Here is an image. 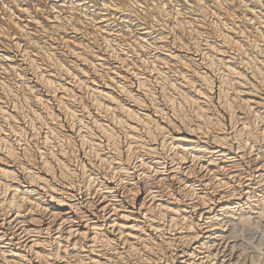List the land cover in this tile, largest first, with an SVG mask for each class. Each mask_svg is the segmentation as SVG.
<instances>
[{"label": "bare ground", "instance_id": "1", "mask_svg": "<svg viewBox=\"0 0 264 264\" xmlns=\"http://www.w3.org/2000/svg\"><path fill=\"white\" fill-rule=\"evenodd\" d=\"M21 1H23V2H21ZM229 1H231V0H0V42H4L6 40V36L8 37V35H7L8 33L6 32V29L8 27L7 28L3 27L1 19L2 20L5 19L6 24L18 33H23L26 35L31 30L37 31L36 29H41V30H44L45 32L50 31V32L55 33V35L57 34L63 41H65V44L67 42L69 45L70 44L74 45L75 49H82L84 51L85 50L91 51V49L93 47H95L96 45H98V48H99L100 39L98 37H101L102 39H104L106 44H109L108 45L109 48H110V44L115 45V47L117 45V47L120 48L119 49L120 54L127 52V51L123 52V50H126L127 48L132 49V51L133 50H137V51L140 50V51H146V52L147 51L149 52L152 50H155L153 52L158 51V52H160V55H162L164 59H167L168 61H170L169 65L173 66V64H171V62H175V63L178 62V64L181 65L183 69H185L189 73H191V76L195 77L196 81L198 82V83H195L196 82V81H194L195 79L192 81V80H190L191 78L189 79L186 76H183V74L181 75V72H182V70H181V72L179 73V75L181 76L180 80L181 79L184 81L188 80L187 81L188 83L187 82L186 83L189 84L187 89H185V88H183L184 86L182 87V85L178 81H176V79L175 80L166 79L165 76H167V75H164V73H162V70H160V69H162L160 64H161V62L163 63V58L161 59V57H160V58H158L159 60H157V61L162 60L159 64L160 66L158 65L160 67V69L159 68L157 69L156 67H154L155 66L154 63H156L157 61H154L153 64H151L152 62H150L151 67L153 66V68H155V70H154L150 67L154 71V73L156 74L154 76H156V78L161 79V84H159L160 86H162V87H160L161 88V94H162L161 96L163 97V100L171 106L169 108L171 110V113H169L170 115H168V113H167L168 111L167 112L164 111V109L160 108L156 104L157 101L153 100L155 97L154 95L156 94V93L153 94V91L155 92V90L152 91L148 87V84H146V82L143 81V79H141V81H140V89H141L144 96L149 97L148 99H150L151 105L148 104V106H150V109L142 107V104H144V102L141 103V100H140L141 98L139 96L140 94H138L137 92H134V90L132 88L127 87L128 84H127V86H124L126 84H124V85L119 84V83L117 84L116 83L117 81L115 82L114 79L113 80L110 79V80H112L111 82L116 85L115 88H117L118 92L121 91L122 94L126 97L125 100H127V102H125L123 99L118 98L119 97V96H117L118 94L117 95H115L116 93L114 94V92H115V91L113 92L114 89L112 90V87H110V85H108V83L106 85H105L104 81H103L104 83L102 82V84H101V82H100V84L94 83V81H92L93 83L91 82L92 84L90 83L91 84L90 88H91L92 92H89V93L90 94L93 93L94 96L92 94L91 95L93 97H95L94 99L97 100L96 102L94 100L92 101L93 103L95 102L94 105H99V106L104 105L103 108H105V106H106V108H108L109 106L112 105L113 106L112 108L114 110H115V108L118 110V114L116 113L117 115H115L113 118L109 119L108 122H106V121L101 122L99 119H97L93 116L95 119L99 120V121H97V120H94L92 118L95 122L92 124L95 126V130H97L98 135H100L101 138H99L98 141H95L94 136L93 137L90 136V135H93V133H92L93 131H91V134L88 135V136L92 137L91 140H89L90 141L89 143L91 145L88 146L90 150L87 149L88 151L85 150V152H84L83 146L85 144H80V141L78 140L79 141V152H80V149H83L82 152L84 153V155H82L83 158L82 159L80 158L81 160L79 159L80 161H78L75 166L79 167V169H82L83 172L87 171L86 172L87 178H84V179H86V182H82V183H85V185H86L85 190H87L88 193L86 194L85 198L82 197L83 199H81V197H79L80 192L77 191L79 189V187L77 190L75 189V188H77V187H75V184L77 183V182L75 183L76 178H77L76 175L79 173H76V168L72 167V166H74V165H71L72 163L70 164L69 161H70L71 157L68 156V158H69V161H68V159H66L67 155H66V153H64L68 149L65 150V148H64V150H63V148H61L60 147L61 145H60L59 146L60 149L57 148V150H52L53 149V147H52L53 145H52L51 146L52 148L50 147L51 150H50V148H48L50 151L47 149L48 152L41 153L40 160L37 163H34L35 166L33 165L34 168L32 166V168H33L32 169L31 167L28 166V164L25 161L23 164H20L21 162H19L17 160L18 155L15 154L16 150L14 152V148L12 147L11 142H9L8 139H6L5 137L0 135V143L2 144V148L4 145V149H2L3 151L0 152V154H1L0 155V264H209L210 259L213 258L212 257L213 254L210 252V247H211L212 242L216 239V237L218 236V233L220 234V232L227 229V227L230 228L229 226H231V222L235 219L238 220L239 226H241L240 231L242 233V235H240V231H239V234H237L236 236H238V235H239V237L241 236L242 238L239 240L242 243L247 242L245 245L249 246V247L243 246V248H246L247 250L249 248H251L253 250H256V249L258 250L259 241L262 239V238H259V236H262V235L260 234L258 236L259 239L253 238L254 236L252 238H249L250 237L249 235H248L249 237H247V234H248L247 232H250L249 231L250 229H247V226L250 227V225H251V227H252V224H254V226L255 225L257 226L256 227V229H257L259 226L258 224H264V59H263L264 56H263V58H260L257 56V53L259 52L260 49L257 50L256 54L253 52H252L253 54L248 53L247 47L250 46L249 42H251L254 38L255 39L257 38L259 41L261 40L260 43H262V41L264 42V0H251L254 3H258V6L260 8L257 7V4L253 5V3H251L253 6L249 7V13H247L245 16L242 14L243 15L242 17L240 15V13L238 14L240 17L235 16V14H231L232 16L234 15L232 17L231 15L230 16L229 15H221L220 11L214 12V13L212 11H210V13L212 12V14H214V17L212 16L214 19L212 21H210V23L212 22L211 23L212 28L214 27L218 31L219 37L218 36L217 37L219 39L218 38H216V39H218L220 41V43L218 45V48H219L218 52H216L217 51L216 50L215 54H212V55L210 54L211 56L209 57V61L211 63L224 66L226 71L230 75L231 74L237 75V77L233 75L237 79L232 80V78H231V77H233L232 75L230 77L231 79H229V84L231 86H233V88H234L233 89L234 91H232L233 93H231V94H233V96L235 98L239 99L238 101H240L239 102L240 107L238 106L237 108L241 109V111L240 110L239 111H240L242 116L237 117L238 118L237 121H235L236 118L234 120V116H235L234 112L233 113L231 112V111H233V110H231V109H233V108H231V107H233L232 106L233 104L231 103L232 104L231 105L230 102L229 103L227 102L229 99L227 101L225 100L226 101L225 104L221 105L224 108V109H222V107H221V109L223 110L222 113L220 111L214 110L215 108L213 109L214 111L210 110V105L213 102L215 97L220 98V96L222 97L223 95L227 96L228 93L226 92L227 91L226 89H225L226 91H223L224 89L221 88V85H222L221 81H223V80H221L220 78H219V81L221 80L220 83L219 82L217 83V85L219 84V88L216 85L217 86L216 88H218V92H216L217 90H214V84L212 82V79L208 75L209 73L206 72L205 70L204 71L201 70L202 68L201 69L199 68V66H198L199 63L197 62L198 57H197V59H195L193 57L194 52H193V54L191 53V50H190L191 48H193V47L198 48L200 46L199 40L196 39L199 36V35L197 36V34L201 33L200 34L201 36L203 34L201 32V30L199 32L198 27H200V26L197 27L196 24H193L192 22H190L191 20L187 21L188 17L186 16L187 22L184 21L185 19L183 21L186 23V25L187 24L188 25L184 26V27H187L186 30L188 29L189 34L192 35L191 36L192 39L191 40L185 39L186 37L182 36L183 33L181 34V31L179 34L177 32H176L177 34L174 33L179 28L180 23H182V20L181 21H179L180 19L177 20V18L179 17L180 14L186 13L187 15H189V14L190 15L191 14L203 15V13H205L208 10V8H211L210 7L211 3H212V5L213 4H218V5L220 4L221 5L222 3L225 4ZM244 1L246 2V0H244ZM244 1H243V3H245ZM237 3H238V1H237ZM239 4H241V3H239ZM251 4H250V6H251ZM215 6L217 7V5H215ZM248 6H249V2H248ZM223 7H224V5H223ZM220 8H221V6H220ZM245 8H247V7H245ZM209 10H211V9H209ZM217 10H219V9H217ZM225 10L227 11V9H225ZM213 11H215V10H213ZM221 11H222V8H221ZM229 11H231V9H229ZM223 12H224V10H223ZM231 13H232V11H231ZM23 14H27L29 19L26 20L24 18L26 16H24ZM190 18H192V17H190ZM201 18H200V20H201V22H203L202 21L203 19H201ZM193 19H194V17H193ZM197 19H199V17ZM204 20H206V19H204ZM209 20H210V18H209ZM205 23H206L205 25H207L208 22L206 21ZM197 24L199 25L201 23L198 22ZM113 25H118V26L120 25L119 26L120 29H118V30H120V32H119V35H120L119 39L120 40L118 39L119 41H117V42H113L110 38H108L109 37L108 32H110L109 29L112 28ZM205 25H204V27H205ZM201 27H202V25H201ZM207 27L209 29V26H207ZM115 28H117V27H115ZM181 28H182V26H181ZM212 28H211V30H212ZM182 29H180V30H182ZM204 29H206V28H204ZM7 30H9V29H7ZM214 31H211V32L213 33ZM11 33H12V31H11ZM112 33H114V32L112 31L110 34H112ZM207 33H208V31H207ZM32 34H33V32H32ZM41 34H43V33H41ZM116 34H118V33H116ZM116 34H112V36L116 35ZM170 34L174 35V37L172 35H171L172 38L169 37ZM189 34L186 35L187 38H189L188 37ZM25 35H23L22 37H24ZM50 35H52V34H50ZM252 35L255 37L253 39L251 38L252 40L248 41L249 36L251 37ZM10 36H12V35L10 34ZM14 36H16V34H14ZM18 36H19V34H18ZM27 36L28 35H26L25 37L27 38ZM201 36H199V37H201ZM33 37H35V36H33ZM116 37H114V39ZM210 37H211V34H210ZM44 38H45V36H44ZM52 38H54V37H52ZM207 38H209V36ZM212 38H214V37H212ZM112 39H113V37H112ZM54 40H55V38H54ZM57 40H59V38ZM215 40H213V41H215ZM11 41H9V42H11ZM18 41H19V39H18ZM30 41L31 40H29V42ZM38 41H39V39H38ZM61 41H60V43H61ZM204 41L205 42L203 43V45H206L207 47L213 46L212 43L210 44L208 42V39L204 40ZM15 42H16V40L14 41V43ZM47 42H43V43H47ZM256 42H257V40H255V41L253 40V42L251 43V44H253L252 46L255 45L256 47L257 46L259 47L260 43L257 42L258 44H256ZM17 43L18 42L15 43L16 46H17ZM22 43H23V41H22ZM34 43H35V40H34ZM8 44H10V43H8ZM8 44H7V46L9 47ZM13 44L11 43V46ZM68 44L65 47H67ZM62 45H60V46H62ZM7 46H4L5 48H3L1 46L2 48H0V65H1L0 67L3 68V72L5 69L7 71L9 70L12 72L16 71V72H18L17 75L18 74L23 75L22 73H24L23 70L25 68H23V70H22L21 63H19L14 58L15 56L12 55V53H11L13 50L10 51V49ZM51 46L54 47L56 45L51 44L50 47ZM57 46L59 48V45H57ZM235 46H238L239 48H237V49L241 50V51L238 50L239 53H241V55L242 54L244 55V57L243 56L242 57L244 58V61L247 64L245 62H243V64L245 63L246 65L245 64L244 65L246 67H247V65L250 67L251 72H249L247 70L248 67L246 69V71L251 73V75L249 74L250 76L247 75V72L245 74L242 71L241 72L237 71L235 68L237 61L234 63L230 59H228L229 58L228 55H225L227 53L226 52L227 50L232 49ZM262 46H264V44ZM41 47L39 48L38 51H40L41 49L44 48V47L43 48H41ZM65 47L63 48L64 50L66 49ZM106 47H107V45H106ZM207 47H205V49H207ZM254 47H252V48H254ZM70 48H71V46H70ZM98 48L96 49V51L98 50ZM109 48H106V49L108 50ZM36 49H37V47H36ZM72 49H74L73 46H72ZM72 49H71V51H72ZM113 49H114V47H113ZM211 49H212V47L210 48V50ZM235 49H236V47L234 48V50ZM27 50H29V49H27ZM27 50H26V52H27ZM110 50H112V47L110 48ZM219 50H221L222 53H220ZM55 51H57V50H55ZM94 51H95V49H94ZM103 51L105 52V50H103ZM115 51H117V50H115ZM202 51L206 52V54L202 52L203 54H205V58L208 57V56H206L208 54L207 51L206 50L205 51L202 50ZM23 52L24 51L22 49V52H20V54ZM31 52H32V49H31ZM48 52H49V50H48ZM113 52H114V50H113ZM139 52H138V55L136 58H138V56L140 55ZM148 52H147V54H148ZM223 52H226V53L224 54ZM228 52H230V50ZM249 52H251V50ZM260 52H259V54H260ZM33 53H35V52H33ZM39 53L41 54V52H39ZM39 53H36V54H39ZM46 53L43 55L44 56L47 55ZM93 53L94 54L89 53L90 55H88V56L86 55L87 54L86 53L85 54L86 57H83L82 56L83 53L80 54V52L74 53L76 56L74 54L73 55L76 57L77 60L78 59L81 60L85 66H88V67L92 66L91 68H93V66H95L94 68H96V65H97L96 60H97V58H99V57L96 58V56L99 54L95 55V52H93ZM127 53H124V54L126 55ZM135 53H136V51H135ZM199 53H201V52H199ZM202 53H201V56L203 57L204 55H202ZM263 53H264V51L261 52L262 55H264ZM49 54H52V53H49ZM111 54H109V55H111ZM115 54L118 56V53H115V52H114V55H111V56H115ZM197 54H198V52H197ZM23 55L21 54V56H23ZM27 55H28V57H27V59H28L29 58L28 52H27ZM35 55H33V56H35ZM53 55H51V56L53 57ZM55 55H56V53H55ZM70 55H71V52H70ZM128 55L130 56V53ZM128 55H127V57H128ZM150 55H148L147 57L149 58ZM233 55L234 54H232V56ZM241 55H240V57H241ZM49 56L50 55H48L47 57H49ZM141 56H142V58L144 57L143 55H141ZM201 56H199V57H201ZM232 56H230V57H232ZM237 56H239V55H236L235 57L237 58ZM116 57L113 60L120 58V57H117V58ZM132 57H134V56H132ZM145 57H146V55H145ZM240 57H238V58L240 59ZM40 58H38V59H40ZM44 58H46V57H44ZM57 58H59V57H57ZM142 58H139V59L142 60ZM32 59L34 61V58H32ZM48 59H50V58H48ZM51 59H54V58H51ZM121 59H122V57H121ZM150 59H152V58L150 57ZM23 60L24 59H22V61L21 60L20 61L23 62ZM28 60H26V61L28 62ZM40 60H42V59H40ZM103 60H104V58H103ZM124 60L126 61V60H128V58H126ZM124 60L122 59L121 61L124 62ZM129 60H132V59H129ZM135 60L137 61V59H135ZM55 61L53 60V61H51V63H53V65H56V64H54ZM98 61H99V59H98ZM121 61L116 60L115 62H121ZM147 61L149 62V59L148 60L146 59V61L142 60V62L144 64L148 63ZM168 61H166V62H168ZM201 61L203 62V59L200 60V62ZM38 62H39V60H38ZM45 62L47 63L46 60H45ZM130 62H132V61H130ZM130 62L127 65V68H128L127 71H129L130 66H132V67L134 66L133 65L134 63H132V65H131ZM202 62H201V64H202ZM100 63H98V64H100ZM125 63H127V62H124V67H125V71H126ZM141 63H138V64L135 63L136 64L135 67H137V65L139 66V64H141ZM157 63H159V62H157ZM42 64H41V66H42ZM62 64H64V62L61 63V65ZM165 64H164L165 66L168 65L167 63H165ZM57 65H58V62H57ZM61 65L59 66L60 68H61ZM101 65L104 66L103 64H101ZM101 65H98V66L102 67ZM117 65H119V64H117ZM147 65H149V64H147ZM35 66L32 65L33 68ZM44 66H46V65H44ZM50 66L49 67L53 69L54 66L53 67H52V65H50ZM98 66H97V68H98ZM146 66H145V68L148 69L147 67H149V66H147V67ZM240 66H241V64H240ZM39 67H40L39 65H38V67H35L36 70H38ZM64 67L66 70V66H64ZM76 67H77V65H76ZM142 67L143 66H140L141 69H142ZM173 67H175V66H173ZM207 67H208L207 68V71H208L209 66H207ZM218 67L221 68L220 66H218ZM33 68H31L32 70L30 69L31 72H33V70H34ZM54 68L56 69V66ZM74 68H75V65H74ZM109 68H111V67H109ZM163 68L166 69V67H163ZM40 69H43V68L40 67L39 70ZM44 69L46 70V68H44ZM52 69H50V70H52ZM107 69H108V67H107ZM151 69L149 71H151ZM156 69H157V71H156ZM171 69L172 68H169V71L174 72L173 71L174 69H172V70ZM176 69L177 68H175V71H176ZM213 69L214 68L212 66V68H210V70L212 71ZM80 70H77V71H80ZM97 70H99V69H97ZM118 70H119V68H118ZM132 70L134 71V69H132ZM143 70H145V69H143ZM179 70L177 69L178 72H179ZM216 70H217V68H216ZM68 71H69V69H68ZM90 71H92V70H90ZM107 71H109V69ZM107 71L105 70L106 73H107ZM211 71H209L210 74L212 73ZM6 72H5V74H6ZM53 72H54V70H53ZM83 72L84 71L82 69L81 74ZM85 72L83 74H85ZM96 72H98V71H96ZM110 72H113V70H111ZM118 72L120 74V71H118ZM130 72H132V71L130 70ZM28 73H29V71H28ZM49 73H51V72H49ZM66 73L68 74V72H66ZM66 73H63V75H65ZM134 73H133V75H134L133 80H135L136 79L135 77H137V76H135L136 73L135 74ZM25 74H27V73H25ZM32 74L34 75V72ZM44 74H46L45 71H44ZM70 74H72V73H70ZM83 74H82V76H83ZM131 74H128V76H130ZM223 74H224L223 75V79H224L225 72ZM0 75H1V73H0ZM75 75L73 74L72 78H74ZM101 75H99V79H101V77H100ZM170 75H172V74H170ZM176 75H174V77H176ZM218 75H220V74H218ZM35 76L37 77V75H35ZM38 76H40L39 78H41L43 75L41 76L38 73ZM59 76H60V74H59ZM103 76H105V75H102V78H103ZM120 76H122V75H120ZM120 76H119V78H120ZM123 76H126V75L123 74ZM182 76H183V78H182ZM215 76L217 78V75H215ZM20 77H22V76H19V78ZM36 77L34 79H37ZM53 77H55V76H53ZM62 77H64V76H61V78ZM75 77H77V75ZM79 77H81V75ZM86 77H87V75H86ZM107 77L111 78V76H107ZM138 77L140 78L141 76L139 75ZM178 77H177V79H178ZM17 78H15V80ZM45 78L44 79L42 78V81L43 82L45 81V83L47 85L54 86L55 91H56V88H58V89H60L59 92H61V90H62V91H65V92H63V94L64 93L66 94L67 91L71 92L73 90L72 86H70L68 84L69 81L68 82H58V81L56 82L54 80L53 81L50 80L51 77L50 78L48 77L49 79L48 78L45 79ZM112 78H114V77H112ZM122 78L125 79L124 77H122ZM227 78H228V76H227ZM25 79H26V77H25ZM52 79H54V78H52ZM76 79H78V78H76ZM82 79H80V80H82ZM93 79H90V81ZM12 80H14V79H12ZM20 80H22V78ZM65 80H67V78H65ZM80 80H78V81L81 83ZM127 80H130V78H128ZM148 80H146V81H148ZM225 80H227V79H224V81ZM2 81L3 80H1V82ZM8 81L6 83H8ZM27 81H29V80H27ZM88 81H89V79H88ZM97 81H99V80H96V82ZM13 82H15V81H13ZM16 82H18V81H16ZM106 82H108V80ZM118 82H119V80H118ZM122 82H124V81H122ZM125 82H126V80H125ZM129 82H131V81H129ZM135 82H137V80ZM4 83L5 82H3V85H5ZM39 83H42V82L39 81ZM80 83H77V86H79L78 84H80ZM225 83H228V81L227 82L225 81ZM14 84H16V83H14ZM25 84H24V86L27 89L30 88V90H33V89L35 90L34 85L26 84L27 85L26 86ZM46 84H45V86H46ZM70 84H72V83H70ZM84 84H85V80L83 82V85ZM86 84H87V82H86ZM109 84H110V82H109ZM130 84L133 85L132 83H130ZM18 85H19V83H18ZM21 85H23V84H21ZM37 85H38V83H37ZM40 85H38V86H40ZM42 85H43V83H42ZM156 85H158V84H156ZM186 85H185V87H186ZM15 86H17V85H15ZM74 86H76V85H74ZM2 87L0 86V88H2ZM5 87H6V85H5ZM9 87L11 88V85L7 87L8 90H9ZM138 87L139 86H137L136 89H139ZM19 88L21 89L20 85H19ZM39 88H37V89H39ZM43 88H45V87H43ZM43 88H42V90H43ZM51 88H53V87H51ZM83 88H84V86H83ZM90 88H89V90H90ZM17 89H18V87H17ZM37 89L35 91L36 93H37ZM78 89H80V88H78ZM231 89H230V91H231ZM5 90L6 89L4 88V92H5ZM10 90L15 91L16 88H14V89L12 88ZM10 90H9V92H10ZM46 90H47V86H46ZM50 90H52V89H50ZM33 91H30V92H33ZM30 92L26 94L27 98H28V94H30ZM38 92H39V90H38ZM48 92L46 91L45 93H48ZM173 92L175 94H177V97L175 95H173L174 94ZM6 93H8V92H6ZM83 93H85V92H83ZM31 94H33V93H31ZM75 94H77V93L75 92ZM13 95L16 96V94H12V96ZM54 95H55V92H54L53 96ZM56 95H57V91H56ZM69 95L72 96V94H69ZM83 95L81 94V97ZM39 96H40V94H39ZM58 96L60 97V95H58ZM157 96H158V94H157ZM233 96H231V98L234 101L235 99L233 98ZM51 97H52V95H51ZM61 97H62V95H61ZM63 97H62V99H63ZM93 97H92V99H93ZM228 97H226V98H228ZM1 98H4V97L2 96ZM6 98H7V96H6ZM23 98L26 101H28L25 98V95ZM34 98H36V97H34ZM49 98L48 97L44 98L42 95L40 97H37V101H41V102L46 101L47 102L49 100ZM64 98H66L65 100H68V96H65ZM86 98L87 97H85V99ZM223 98L225 99V97H223ZM79 99L82 100V98H80V97H79ZM9 100H11V99H9ZM81 100L79 101V103L81 102ZM86 100H88V99H86ZM159 100L160 99H158V101ZM183 100L187 101L190 104V106L193 107L192 113L189 112L190 114H188V113L183 112L184 111L183 109H185V108L182 109L180 106L181 101L184 102ZM223 100H216L215 99V101H223ZM58 101L60 102L61 100L58 99ZM41 102H40V105L42 104ZM85 102L86 101H84V103ZM11 103L13 106L15 105L12 101H11ZM54 103H56V102H54ZM69 103H71V102H69ZM146 103H147V101H146ZM161 103H162V99H161ZM167 103H165V104H167ZM222 103L223 102H221V104ZM26 104H27V102H26ZM30 104H32V103H30ZM61 104H60V108H61ZM81 104H82V102H81ZM88 104H92V103L89 102ZM109 104H111V105H109ZM185 104H186V102H185ZM64 105L62 104L63 107H64ZM144 105L146 106V104H144ZM18 106H19V104H18ZM45 106H47V105H45ZM49 106H52V105H49ZM74 106H76V105H74ZM92 106H93V104H92ZM57 107L58 106L56 104V108ZM98 107L96 106V107H94V109L95 108L98 109ZM20 108H22V107H19L18 111H20ZM50 108L48 110H50ZM64 108H66V107H64ZM70 108H72V107L70 106ZM85 108H86V106H85ZM112 108L111 109L109 108V109L112 110ZM54 109H55V107H54ZM57 109L59 110V107ZM87 109H89V108H87ZM1 110H2V108H0V111ZM4 110L5 109H3V111ZM65 110L67 111L68 109L66 108ZM83 111L84 110H82V113H83ZM234 111L236 113V111H238V110L234 109ZM5 112H6V110H5ZM15 112H17V111H15ZM30 112H31V116L35 114L34 112H33L34 113L33 114L32 111H30ZM38 112L40 113L39 110L37 111V114H38ZM61 112H64V111H61ZM74 112H75V109H74ZM114 112L113 113L110 112V113L115 114ZM1 113H2V111H1ZM41 113H43V112H41ZM46 113H48V112H46ZM50 113H52V112H50ZM69 113L70 112H68V115L70 116L71 113L70 114ZM108 113H109V111H108ZM2 114H4L5 116L8 115L9 117L12 115V114L10 115L9 113L8 114L2 113ZM22 114L26 115L25 112ZM72 114H74V113H72ZM89 114H91V113H89ZM95 114L100 115V113H95ZM105 114H107V111ZM99 115H98V117H99ZM227 115H229L228 116L229 118L226 117ZM232 115H234V116H232ZM26 116H24L23 119ZM38 116L40 118L39 114H38ZM74 116H76V115H74ZM89 116H91V115H89ZM13 117H14V115H13ZM13 117L11 116V118H13ZM36 117H37V115H36ZM57 117H59V116H57ZM72 117L70 116V119ZM109 117H110V115H109ZM33 118H35V117H33ZM64 118H65V116H64ZM6 119L7 118H5V121H6ZM26 119H28V118H26ZM29 119H30V117H29ZM36 119L37 118H35V121H36ZM51 119H53V118H51ZM66 119H68V118H66ZM30 120H28V121H30ZM40 120H41V118H40ZM71 120H69V122ZM77 120H78V122H81V123L84 122V121L83 122L79 121L78 118H77ZM93 120H92V122H93ZM3 121H4V119H3ZM16 121L17 120H15V122ZM37 121H38V119H37ZM53 121L55 122V119H53L51 123H54ZM225 121H228V124H226ZM11 122H12V120H11ZM42 122L44 123L45 121H41V123ZM49 122H50V120H49ZM29 123H31V121ZM36 123H38V122H36ZM47 123H46V126H47ZM74 123L75 122L70 123V125L73 124V126H74ZM11 124H13V123H11ZM25 124H27V123H25ZM61 124H62V122H61ZM37 125H39V124H37ZM41 125H39V126H41ZM55 125L50 126V127H54ZM57 125H58V127L60 126L59 122ZM77 125H79V124H77ZM7 126H10V125H7ZM24 126H26V125H24ZM43 126H44V124H43ZM62 126H60V127L62 128ZM90 126H88V127H90ZM20 127H21V125H20ZM33 127L31 125L30 129H34ZM47 127H46V129H47ZM79 127H81V126H79ZM83 127H86L85 124L83 125ZM88 127H86L87 130L93 129V127H92V129L91 128L88 129ZM39 128L40 127H38V129ZM41 128H42V126H41ZM139 128H141V130H143L145 132L144 135H146V138H148L146 140H148V141H141L139 138L136 140V141H138V140L140 141V142L138 141L139 144L134 143L135 145H132V143H133L132 138H135V137L137 138V136H135V135H136L137 130ZM36 129H37V127H36ZM43 129H44V127H43ZM80 129H82V128H79L78 130H80ZM10 130L16 132L17 135H21L22 133L25 132V131H22V130H24V129H22V127L20 129L19 126L16 127V126H14V124L12 125V129H10ZM48 130H50V129L48 128ZM54 130L55 129L50 130V133L52 134L53 132H51V131H54ZM31 131H35V129L31 130ZM55 131H56V133L57 132L59 133L58 130H55ZM67 131H68L67 132L68 136H71L72 133H74L72 130V127L69 128ZM117 131L123 132L124 136L126 135L128 138H131L132 140L129 141L126 145H122L120 143L121 141L119 142V140H118L119 135L117 134L118 133ZM1 132H3V129ZM38 132H40V131H38ZM78 132L79 131H77V134H78ZM80 132H81V130H80ZM82 132H86V131L83 130ZM141 132H139V133H141ZM13 133H11V134H13ZM26 133L23 134L25 137H27ZM44 133H46V131ZM44 133H43V135H44ZM94 133H96V132H94ZM2 134L6 135L5 131ZM16 134H13V136ZM31 134H33V133H31ZM47 134H48V132H47ZM47 134H46V137H47ZM53 134L55 135V133H53ZM36 135H38V134H36ZM36 135L33 134V136H36ZM75 135H76V133H75ZM78 135L79 136L82 135V137H83V133L81 135L80 134H78ZM85 135H87V133ZM85 135H84V138H81V139L82 140L84 139L86 141L89 138H85ZM96 135H97V133H96ZM24 136H21V137H24ZM33 136L31 135L32 138H33ZM55 136L58 137V135H55ZM21 137L19 136L18 138L20 139ZM62 138H64V137H62ZM69 138L70 137H68V140H69ZM72 138H70L69 141H71ZM121 138H122V136H121ZM45 139H44L45 141L49 140L48 137ZM51 139H53V138H50V140ZM56 139H58V138H56ZM23 140H25V138H23ZM50 140L47 142L48 143L52 142ZM60 140H62V139L60 138L59 141ZM26 141H28V140H26ZM66 141H67V139H66ZM12 142H14V140ZM17 142H19V141H17ZM17 142H16V144H17ZM33 142H35V141H33ZM41 142H44V141H41ZM47 142L46 143L44 142L45 145L48 144ZM134 142H135V140H134ZM21 143L22 142L20 139L19 144H21ZM67 143L68 142H66V145H67ZM81 143H83V141ZM35 144H36V142H35ZM43 144H42V146H44ZM61 144H63V143H61ZM68 144H71V143H68ZM50 145H51V143H50ZM55 145H57V144H55ZM58 145H59V143H58ZM63 145H65V144H63ZM81 145H83V146H81ZM86 145H87V142H86ZM18 146L19 145H17V147ZM23 146H26V145H23ZM80 146L83 148H81ZM68 148H70V147H68ZM105 149H107V150L105 151ZM168 149L172 150V151H170L172 153H166L165 151L166 150L168 151ZM44 150H45V148H44ZM36 151H37V149H36ZM35 153H37V152H35ZM70 153H72V151ZM39 154H37V155H39ZM75 154L78 155L77 152ZM20 155L23 156V153ZM24 157L26 159L25 154H24ZM27 158H28V156H27ZM37 158H38V156H37ZM73 158H75V157H73ZM19 159H20V156H19ZM28 159H31L30 154H29ZM21 160H22V158H21ZM35 160L36 159H34L33 161H35ZM241 165H244V167ZM87 166L89 168H87ZM81 174L83 176L84 173H81ZM133 176H136V177L138 176L137 177L138 180L132 181L131 177H133ZM176 183H179V184H178V187H176L174 189ZM153 184L157 186L156 190H154V189L152 190L153 186H151V185H153ZM168 186H171L172 189H170L169 191L165 190L166 192L165 191L163 192V189L165 187L167 188ZM184 194L189 195V196L191 195L192 197L194 195V197H195L194 199H196V200L193 202H187V199H185V198L183 199ZM189 196L186 198L190 199ZM192 197H191V199H192ZM194 199H192V200H194ZM165 221L168 223L167 227L169 226V227L173 228V226H176L178 228L180 226L179 230L177 232L174 231L175 233H171L172 228H171V230H168L167 228L162 227V225L163 226L165 225ZM235 222H236V220H235ZM233 225H235L234 222H233ZM166 229L168 231H171V232H167ZM174 230H175V228H174ZM227 232H229L228 229H227ZM259 232H261V231H259ZM220 239H219V242H220ZM244 241H246V242H244ZM213 244L216 245L215 242ZM213 249H214V246H213ZM233 249L231 248L232 251H233ZM246 249H244V250H246ZM224 250H226V249H224ZM215 252H216V250H215ZM197 253H199V254L202 253L204 255L201 254L202 256L199 257L197 260H195L196 259L195 255ZM211 254H212V256H211ZM243 254H245V253H243ZM140 255H144L145 257L143 256L144 258H141L142 256L140 257ZM241 255H242V251H241ZM214 256H216V254H214ZM242 256H241V258H242ZM196 257H197V255H196ZM248 257H249V255H248ZM244 258H246V257H244ZM247 263H249V262H247Z\"/></svg>", "mask_w": 264, "mask_h": 264}, {"label": "rangeland", "instance_id": "2", "mask_svg": "<svg viewBox=\"0 0 264 264\" xmlns=\"http://www.w3.org/2000/svg\"><path fill=\"white\" fill-rule=\"evenodd\" d=\"M234 1V2H233ZM237 1H238V3H237ZM240 1V2H239ZM243 1L244 0H231V1H229V2H227V3H225V4H223L224 5V7H223V5L221 4H219L220 6H221V8H222V11H221V8H220V6L218 5V4H213L212 5V3H211V8H208V10L205 12V13H203V15H196V14H189V15H187L186 13H182V14H180L179 15V17L177 18V20H179V21H181L182 20V23H180V25H179V28L174 32L175 34H179L180 33V31H181V34H182V36H185L186 38L185 39H189V40H191L192 39V35H190L189 34V32H188V29L186 30V28L187 27H184V26H187L186 25V23L185 22H187L188 20L190 21V22H192L193 24H196L197 25V27L198 26H200L201 27V25H202V29L200 28V27H198L199 28V32H200V30H201V32L203 33L202 34V36L200 35V34H197V36L199 35V36H201V37H197L196 39L197 40H199V42H200V46L198 47V48H191L190 50H191V53L193 54V52H194V54H193V57L195 58V59H197V57H198V59H197V62L199 63V68L201 69V70H205L206 72H208L209 74V76H210V78L212 79V82H213V84H214V90H217L216 92H218V88H219V84L217 85V83L219 82L220 83V81L221 80H223V81H221L222 82V85H221V88H223L224 90L223 91H226L228 94H227V96H225V95H223L222 97L220 96V98L219 97H215L214 98V100H213V102L211 103V105H210V110H213L214 108V110H217V111H220L221 113L223 112V110L222 109H224L221 105H223V104H225V102L227 101L228 103L230 102V104L233 106V107H231V108H233V109H231V110H233V111H231L232 113L234 112V114H235V116L234 115H232V116H234V120H235V118H236V120L235 121H237L238 120V118L237 117H239V116H242L241 115V113H240V111H241V109H239V108H237L238 106L240 107V105H239V102L240 101H238L239 99H237V98H235L234 96H233V94H231V93H233L232 91H234L233 89V86H231L230 84H229V79H231L232 78V80H235V79H237L236 77H237V75H235V74H231L232 76L234 75V76H236V77H231V75L226 71V69H225V67L224 66H222V65H218V64H214V63H211L210 61H209V57L212 55V54H215L216 52H218V45H219V43H220V41L218 40L219 38V33H218V31L213 27L212 28V25H211V23H210V21H212L214 18V14H212V12L214 13V12H219L220 11V13H221V15H231V14H235V16H239L238 14L240 13V15H241V17L244 15H246L247 13H249V7H252L254 4L256 5L257 4V7H259L258 6V3H254V2H252L251 0H246V2L245 3H243ZM21 2H23V1H21ZM248 2H249V6H248ZM234 3V4H233ZM239 3H241V4H239ZM251 3H253V5L251 4ZM250 4H251V6H250ZM215 5H217V7L215 6ZM236 5V6H235ZM239 5V6H238ZM233 9H232V8ZM245 7H247V8H245ZM256 7V8H257ZM219 9V10H217V9ZM231 9V11H232V13H231V11H229V9ZM260 8V7H259ZM209 9H211V10H209ZM215 10V11H213V10ZM225 9H227V11L225 10ZM241 9V10H240ZM243 9V10H242ZM258 9V8H257ZM223 10H224V12H223ZM234 10V11H233ZM239 10V11H238ZM246 10V11H245ZM209 11V12H208ZM210 11H212L211 13H210ZM241 11V12H240ZM230 12V13H229ZM235 12V13H234ZM207 14V15H206ZM237 14V15H236ZM243 14V15H242ZM24 16H26V17H24L26 20L27 19H29V17L27 16V14H23ZM209 15V16H208ZM211 15V16H210ZM183 16V17H182ZM185 16V17H184ZM188 17V19H187V17ZM199 17V19H197L198 17ZM213 16V17H212ZM232 16V15H231ZM234 16V15H233ZM232 16V17H233ZM190 17H192V18H190ZM193 17H194V19L196 20H194L193 19ZM196 17V18H195ZM202 17V18H201ZM240 17V16H239ZM200 18L201 19H203L202 21L203 22H201V20H200ZM208 18V19H207ZM209 18H210V20H209ZM212 18V19H211ZM185 19V20H184ZM186 19H187V21H186ZM204 19H206V20H204ZM185 22H184V21ZM198 20V21H197ZM209 20V21H208ZM1 21H2V25H3V27H5V28H7V29H9V30H7L6 29V32L8 33L7 35H8V37L6 36V40L4 41V42H0V48H5L4 46H7V44L8 43H10V44H8L9 45V49H10V51H12L11 53H12V55H14L15 57V59L19 62V63H21V67H22V70H23V68H25L24 70H23V72L24 73H22L23 75H19V76H22V77H20L19 78V76L17 75V73L18 72H16V71H7V70H5L4 69V72H3V68H1L0 67V73H1V75H0V86L3 88H0V108H2V113H9L12 117H13V115H14V119L15 120H17L16 122H15V120L13 119V118H11V116L9 117L8 115H4V114H2L1 113V111H0V135L1 136H3V137H5L6 139H8L9 140V142H11V145H12V147L14 148V152H15V150H16V152H15V154H17L18 155V158H17V160L19 161V162H21L20 164H23L24 163V161L28 164V166L29 167H31L32 168V166L34 165L35 166V164L34 163H37L39 160H40V156H41V153H46V152H48V148H50L52 145V147H53V149L52 150H57V148H59V146L61 147V148H63V150H64V148H65V150H67V151H63L64 153H66V159H68V161H69V158H68V156L69 157H71L70 158V164L71 165H74V166H72V167H75L76 168V173H79V174H77L76 176H77V178H76V181H75V187H77V188H75L76 190L78 189V187H79V189L77 190L78 192H80L79 193V197H81V199H83V198H85V196H86V194L88 193L87 192V190H85L86 189V185H85V183H82V182H86V179H84V178H87V171H84L83 172V170L82 169H79V167H76L75 165L77 164V162L78 161H80L82 158H83V156L82 155H84V153L82 152L83 151V149H84V152H85V150H90L89 149V147L88 146H90L91 144L89 143L90 141L89 140H91V138L94 136V140L95 141H98L99 140V138H101V136L100 135H98V132H97V130H95V126L92 124V123H95L94 122V120H97V119H99L101 122H108V120L109 119H111V118H113L115 115H117L118 114V110L115 108V110L112 108L113 106L111 105V104H109V105H111V106H109L108 108H106V106H105V108H103L104 107V105L103 106H99V105H94L95 104V102L97 101L96 99H94L95 97H93L94 95H93V93H89V92H92L91 91V88H90V86H91V84L93 83L92 81H94V83H99L100 84V82H101V84H102V82L104 81L105 82V85L108 83V85H110V87H112V90H113V92H114V94L115 95H117V96H119L118 98L120 99H123L125 102H127V100H125L126 99V97L122 94V92L120 91V92H118V90H117V88H115L116 87V85L114 84V83H112L111 81L114 79V81L118 84H126V85H124V86H127V84H128V86L127 87H130V88H132L133 90H134V92H137L138 94H140L139 96H140V100H141V103L142 102H144V104H146V106L144 105V104H142V107H144V108H147V109H150V106H148V104L149 105H151V101H150V99H148L149 97H147V96H144L143 95V93H142V91H141V89H140V81H141V79H143V81H145L146 82V84H148V87L153 91V90H155V92L153 91V94H155L154 96V99L153 100H156L157 102H156V104L160 107V108H162V109H164V111H168L167 113H168V115H170L169 113H171V110L169 109L171 106L167 103V102H165L164 100H163V97L161 96L162 94H161V88L160 87H162V86H160L159 84H161V79H159V78H156V76H154V75H156L155 73H154V71L152 70V69H154L155 70V68H153V66L151 67V65H150V62H152L151 64H153L154 63V61H157V60H159L158 58H160L161 57V59L163 58V56L162 55H160V52H158V51H156V52H153V51H155V50H152V51H147L148 52V54H147V52L146 51H140V50H133L132 51V49H130V48H127L126 50H123V52L124 51H127V52H124V53H127L126 55L123 53V54H120V48H118L117 47V45H116V47H115V45H112V44H110V48L112 47V50H110V48H109V44H106V42L104 41V39H102L101 37H98L99 39H100V44H99V48H98V45H96L95 47H93L92 49H91V51L90 50H82V49H75V47H74V45H69L67 42H66V44H65V41H63L57 34L55 35V33H53V32H50V31H44V30H41V29H36L37 31H35V30H31L28 34H26V35H28L27 36V38L25 37L26 35L25 34H23V33H18V32H16L14 29H12V28H10L7 24H6V22H5V19L4 20H2L1 19ZM4 21V22H3ZM208 22L207 23V25H205L206 23L205 22ZM185 24H184V23ZM201 23V24H197V23ZM203 23V24H202ZM5 24V25H4ZM204 25H205V27H204ZM211 25V26H210ZM32 26V25H31ZM117 27V28H115V27ZM120 26V25H119ZM118 25H113V27L112 28H110L109 29V31L110 32H108L109 34H108V38H110L113 42H117V41H119L120 39H119V37H120V35H119V32H120V30H118V29H120V27H119ZM181 26H182V28H181ZM195 26V25H194ZM207 26H209V29H208V27ZM119 27V28H118ZM196 27V26H195ZM204 28H206V29H204ZM211 28H212V30H211ZM113 29V30H112ZM116 29V30H115ZM180 29H182V30H180ZM41 30V31H40ZM204 30V31H203ZM208 31V33H207V31ZM215 30V31H214ZM11 31H12V33H11ZM39 31V32H38ZM114 32V33H112V34H116V33H118V34H116V35H113L112 36V34H110L111 32ZM179 31V32H178ZM183 31V32H182ZM185 31V32H184ZM211 31H214L213 33L210 32ZM32 32H33V34H32ZM177 32V33H176ZM198 32V33H199ZM31 33V34H30ZM39 33V34H38ZM41 33H43V34H41ZM48 33V34H47ZM207 33V34H206ZM10 34L12 35V36H10ZM14 34H16V36H14ZM18 34H19V36H18ZM50 34H52V35H50ZM173 34V33H172ZM172 34H170V36L169 37H171L172 38V36L174 37V35H172ZM187 34H189V38H187ZM210 34H211V37H210ZM216 34V35H215ZM218 34V35H217ZM23 35H25L24 37H22ZM31 35V36H30ZM37 35V36H36ZM45 36V38H44V36ZM54 35V36H53ZM172 35V36H171ZM33 36H35V37H33ZM42 36V37H41ZM47 36V37H46ZM56 36V37H55ZM113 37V39H112V37ZM118 38H117V37ZM209 36V38H207ZM218 36V37H217ZM12 37V38H11ZM19 37V38H18ZM52 37H54L55 38V40H54V38H52ZM80 37V36H79ZM114 37H116L115 39H114ZM212 37H214V38H212ZM255 36H249V38H248V41H250V40H252L253 38H254ZM11 38V39H10ZM33 38V39H32ZM43 38V39H42ZM47 38V39H46ZM59 38V40H57ZM170 38V39H171ZM205 38V39H204ZM216 38H218V39H216ZM252 38V39H251ZM10 39V40H9ZM13 39V40H12ZM18 39H19V41H18ZM21 39V40H20ZM26 39V40H25ZM38 39H39V41H38ZM41 39V40H40ZM50 39V40H49ZM52 39V40H51ZM63 41H61V40ZM117 39V40H116ZM119 39V40H118ZM201 39V40H200ZM203 39V40H202ZM208 39V42L211 44H213V46H211L212 47V49L214 50L216 47V49L213 51L212 49V51L210 50V48L211 47H207L206 45H203V43L205 42L204 40H207ZM215 40V41H213V40ZM12 40V41H11ZM16 40V42H18L17 43V46L19 47H17L16 46V42L14 43V41ZM29 40H31L30 42H29ZM34 40H35V43H34ZM49 40V41H48ZM254 41L255 40H257V42L259 41L257 38L255 39H253ZM253 40L251 41V42H249L250 44V46H248L247 48H248V53H257V50H259V52L261 51V52H263L264 51V46H262L263 44H264V42L262 41V43H260L261 42V40L258 42V43H260L259 44V47L257 46H252L253 44H251L252 42H253ZM9 41H11V42H9ZM22 41H23V43H22ZM48 41V42H47ZM53 41V42H52ZM57 41V42H56ZM60 41H61V43H60ZM104 41V42H103ZM202 41V42H201ZM213 41V42H212ZM43 42H47V43H43ZM104 44H103V43ZM216 42V43H215ZM256 42V44H258ZM11 43L13 44L12 46H11ZM30 43V44H29ZM34 43V44H33ZM38 45H37V44ZM215 43V44H214ZM6 44V45H5ZM52 44V45H56V46H51L50 47V45ZM63 44V45H62ZM68 44V46L67 47H65L66 45ZM27 45V46H26ZM37 45V46H36ZM57 45H59V48H58V46ZM60 45H62V46H60ZM105 47H103V46ZM106 45H107V47H106ZM2 46V47H1ZM41 48H43V49H41L40 51H38L39 50V48L40 47ZM46 46V47H45ZM48 46V47H47ZM70 46H71V48H70ZM72 46H73V48L74 49H72ZM101 46V47H100ZM203 46V47H202ZM36 47H37V49H36ZM53 47V48H52ZM66 48L65 50L63 49V48ZM113 47H114V49H113ZM205 47H207V49H205ZM236 47V49L234 50V48ZM235 47H233L232 49H229L230 50V52H228L229 50H227L226 52H223L225 55H228L229 56V58L228 59H230L232 62H236L237 61V64L235 65L234 63V65H235V68H236V70L237 71H242V72H244L245 74H246V72H247V75L248 76H250L251 75V73H249V72H251V69H250V67L247 65V67H248V69H247V67L245 66L247 63L244 61V55L242 54L241 55V53H239V51L238 50H240V49H237V48H239L238 46H235ZM252 47H254V48H252ZM21 48V49H20ZM32 49V52H31V49ZM46 48V49H45ZM58 48V49H57ZM68 48V49H67ZM70 48V49H69ZM98 48V50L96 51V49ZM106 48H109L108 50L106 49ZM118 48V49H117ZM201 48V49H200ZM22 49H23V53H21L23 56H21V54H20V52H22ZM27 49H29V50H27ZM37 51H36V50ZM51 49V50H50ZM54 49V50H53ZM71 49H72V51H71ZM94 49H95V51H94ZM129 49V50H128ZM19 50V51H18ZM21 50V51H20ZM26 50H27V52H28V54H29V60L27 59V57H28V55H27V52H26ZM35 50V51H34ZM48 50H49V52H48ZM55 50H57V51H55ZM59 50V51H58ZM70 50V51H69ZM77 50V51H76ZM102 50V51H101ZM103 50H105V52L103 51ZM113 50H114V52L115 53H118V56L115 54V56H111V55H114V52H113ZM115 50H117V51H115ZM198 50V51H197ZM201 50V51H200ZM202 50H206L207 51V55L206 56H208V57H206L205 58V54H206V52H203ZM217 50V51H216ZM234 50V51H233ZM251 50V52H249ZM18 51V52H17ZM44 53H43V52ZM54 51V52H53ZM66 51V52H65ZM78 53V52H80V54L81 53H83L82 54V56L83 57H86V55L88 56V55H90V54H94L93 52H95V55L96 54H99V55H97L96 56V58L97 57H99V58H97V60H96V62H97V65H96V68H94L95 66H93V68H91L90 66L88 67V66H85L84 64H83V62L81 61V60H77L76 59V55L74 54V53H76V52ZM83 51V52H82ZM89 51V52H88ZM99 51V52H98ZM119 51V52H118ZM135 51H136V53H135ZM140 51V52H139ZM209 51V52H208ZM216 51V52H215ZM241 51V50H240ZM33 52H35V53H33ZM39 52H41V54L39 53ZM47 52V53H46ZM59 52V53H58ZM70 52H71V55H70ZM98 52V53H97ZM104 52V53H103ZM112 54H111V53ZM138 52H139V56H138V58H136L137 57V55H138ZM143 52V53H142ZM145 52V53H144ZM152 52V53H151ZM197 52H198V54H197ZM199 52H203V53H205V54H203L202 53V55H204L203 57L201 56V53H199ZM211 52V53H210ZM219 52L220 53H222V51L221 50H219ZM235 52V53H234ZM239 54H238V53ZM259 52L257 53V56L258 57H260V58H263V56L264 55H262L261 54V52H260V54H259ZM14 53V54H13ZM33 53V54H32ZM36 53H39V54H36ZM47 54V55H43V54ZM49 53H52V54H49ZM55 53H56V55H55ZM63 53V54H62ZM87 53V54H86ZM90 53V54H89ZM111 54V55H109V54ZM130 53V56L128 55ZM134 53V54H133ZM234 54L233 56H232V54ZM252 53V54H253ZM36 54V55H35ZM54 54V55H53ZM59 54V55H58ZM75 56H74V55ZM86 54V55H85ZM151 54V55H150ZM156 54V55H155ZM196 54V55H195ZM211 54V55H210ZM264 54V53H263ZM19 55V56H18ZM33 55H35V56H33ZM48 55H50L49 57H47ZM51 55H53V57L51 56ZM58 55V56H57ZM61 55V56H60ZM68 55V56H67ZM124 55V56H123ZM127 55H128V57H127ZM136 55V56H135ZM141 55H143L144 57L142 58V56ZM145 55H146V57H145ZM148 55H150L149 56V58L147 57ZM156 57H155V56ZM236 55H239V56H237V58L235 57ZM240 55H241V57H240ZM105 56V57H104ZM109 56V57H108ZM111 56V57H110ZM120 57V58H117V57ZM132 56H134V57H132ZM159 56V57H158ZM199 56H201V57H199ZM230 56H232V57H230ZM243 56V57H242ZM24 57V58H23ZM41 57V58H40ZM44 57H46L47 59L48 58H50V59H46V58H44ZM56 57V58H55ZM57 57H59V58H57ZM67 57V58H66ZM103 57L104 58V60H103V58L101 59V58ZM115 57L117 58L116 60L118 61H121L122 59L124 60V59H126V58H128V60L129 59H132V60H124V62H127V63H125V66H126V71H125V67H124V62H115L116 60H113V59H115ZM121 57H122V59H121ZM124 57V58H123ZM126 57V58H125ZM132 57V58H131ZM150 57L152 58V59H150ZM238 57H240V59L238 58ZM20 58V59H19ZM32 58H34V61H33V59ZM38 58H40V59H42V60H40V59H38ZM51 58H54V59H51ZM62 58V59H61ZM70 58V59H69ZM139 58H142V60H145L146 61V59L148 60L149 59V62L148 63H146V64H144L143 62H142V60H140ZM157 58V59H156ZM243 58V59H242ZM19 59V60H18ZM22 59H24L23 60V62H21L22 61ZM59 59V60H58ZM61 59V60H60ZM67 59V60H66ZM98 59H99V61H98ZM135 59H137V61L135 60ZM203 59V62H202V64H201V62H200V60H202ZM234 61H233V60ZM264 59V58H263ZM21 60V61H20ZM26 60H28V62L26 61ZM38 60H39V62H38ZM45 60L47 61V63L45 62ZM55 61L54 62V64H56V65H53V63H51V61ZM58 60V61H57ZM63 60V61H62ZM207 62H206V61ZM241 60V61H240ZM25 61V62H24ZM44 63H43V62ZM69 61V62H68ZM76 61V62H75ZM130 61H132V62H130ZM134 61V62H133ZM162 60H160V61H157V62H159V63H154V67H156L157 69L159 68L160 69V65H161V68L162 69H160V70H162V73H164V75H167V76H165L166 77V79H169V80H175L176 79V81H178L181 85H182V87L183 88H185V89H187V87H188V85L189 84H187L188 82V80L186 81H184V80H180V78H181V76L179 75V73L181 72V70H182V72H181V75L183 74V76H186L187 78H191L190 80H194L195 79V77H193V76H191V73H189L187 70H185V69H183L182 68V66L181 65H179L178 64V62H171V64H173V66H175V67H173L172 65H169L170 63V61H168L167 59H164L163 58V63L161 62ZM166 61H168V62H166ZM240 63H239V62ZM36 62V63H35ZM50 62V63H49ZM57 62H58V65H57ZM64 62V64H62L61 65V63H63ZM101 62V63H100ZM130 62V64L132 65V63H134L133 65V67L132 66H128L129 67V71H127L128 70V68H127V65H128V63ZM142 62V63H141ZM160 62H161V64H160ZM243 62H245L244 64H243ZM24 63V64H23ZM34 63V64H33ZM40 63V64H39ZM43 63V64H42ZM71 63V64H70ZM74 63V64H73ZM77 63V64H76ZM98 63H100V64H98ZM138 64V63H141V64H139V66L137 65V67H135L136 66V64ZM165 63H167L168 65V67L167 66H165L166 64ZM175 63V64H174ZM239 63V64H238ZM29 64V65H28ZM33 66H35V67H38V65L41 67V68H43V69H40L39 70V68H38V70H36V68L34 67H32V65ZM41 64H42V66H41ZM48 64V65H47ZM52 65V67L54 66H56V69L53 67V69L52 68H50L51 66L50 65ZM66 64V65H65ZM82 64V65H81ZM101 64H103L104 66H102ZM106 64V65H105ZM110 64V65H109ZM117 64H119V65H117ZM122 64V65H121ZM129 64V65H130ZM147 64H149V65H147ZM160 64V65H159ZM165 64V65H164ZM178 64V65H177ZM240 64H241V66H240ZM24 65V66H23ZM44 65H46V66H44ZM61 65V68L59 67ZM74 65H75V68H74ZM76 65H77V67H76ZM98 65H101L102 67H100V66H98ZM147 65V66H149V67H147L148 69H146L145 68V66ZM159 65V66H158ZM202 65V66H201ZM220 66L221 68H219L218 66ZM239 65V66H238ZM1 66V65H0ZM48 66V67H47ZM50 66V67H49ZM63 66V67H62ZM64 66H66V70H65V67ZM73 66V67H72ZM97 66H98V68H97ZM140 66H143L142 67V69L140 68ZM172 66V67H171ZM180 68H179V67ZM207 66H209V70L207 71ZM211 66V67H210ZM212 66H213V70L211 71L210 70V68H212ZM245 66V67H244ZM69 67V68H68ZM80 67V68H79ZM88 67V68H87ZM104 67V68H103ZM107 67H108V69H109V71H107L108 69H107ZM109 67H111V68H109ZM115 67V68H114ZM119 68V70H118V68ZM152 69H151V68ZM163 67H166V69L165 68H163ZM239 67V68H238ZM31 68H33L34 70H33V72H34V75L32 74L33 72H31ZM44 68H46V70L44 69ZM49 68V69H48ZM71 68V69H70ZM79 68V69H78ZM113 68V69H112ZM117 68V69H116ZM131 68V69H130ZM137 68V69H136ZM169 68H172V69H174L173 71L174 72H172V71H169ZM175 68H177L178 70H179V72L177 71V69H176V71H175ZM182 68V69H181ZM216 68H217V70H216ZM31 69V70H30ZM50 69H52V70H50ZM68 69H69V71H68ZM81 69V70H80ZM82 69H83V71L85 72V74H83V76H82V74H81V72H82ZM97 69H99V70H97ZM132 69H134V71L132 70ZM139 69V70H138ZM143 69H145V70H143ZM151 69V71H149ZM157 69H156V71H157ZM171 69V70H172ZM239 69V70H238ZM246 69L249 71H246ZM36 70V71H35ZM43 70V71H42ZM53 70H54V72H53ZM73 70V71H72ZM77 70H80V71H77ZM90 70H92V71H90ZM103 70V71H102ZM105 70L107 71V73L105 72ZM111 70H113V72L116 74H114L113 72H110ZM120 71V74H119V72L118 71ZM124 70V71H123ZM130 70L132 71V72H130ZM164 70V71H163ZM216 70V71H215ZM220 70V71H219ZM245 70V71H244ZM8 73H7V72ZM28 71H29V73H28ZM42 71V72H41ZM44 71L46 72V74H44ZM51 72V73H49V72ZM68 72V74L66 73V72ZM76 71V72H75ZM96 71H98V72H96ZM136 71V72H135ZM143 71V72H142ZM155 71V72H156ZM184 71V72H183ZM209 71H211L212 73L210 74V72ZM225 72V77H224V79H227V80H225L226 82L228 81V83H225V81H224V79H223V73ZM5 72H6V74H5ZM42 74H41V73ZM58 72V73H57ZM60 72V73H59ZM88 72V73H87ZM92 72V73H91ZM103 72V73H102ZM124 75H126V76H123V74ZM136 74H135V73ZM146 74H145V73ZM151 72V73H150ZM153 72V73H152ZM16 73V74H15ZM25 73H27V74H25ZM38 73H39V75H43L41 78H39L40 76H38ZM50 75H49V74ZM62 73V74H61ZM63 73H66L65 75H63ZM70 73H72V74H70ZM77 73V74H76ZM87 73V74H86ZM99 73V74H98ZM105 73V74H104ZM132 73V74H131ZM133 73L135 74V76H137V77H135L136 79L135 80H133L134 79V75H133ZM140 73V74H139ZM166 73V74H165ZM172 74V75H170V74ZM175 73V74H174ZM220 74V75H218V74ZM32 74V75H31ZM53 74V75H52ZM59 74H60V76H59ZM73 74L75 75H77V77H75L74 76V78H72L73 77ZM81 75V77H79L80 75ZM105 75V76H103V78H102V75ZM109 74V75H108ZM113 74V75H112ZM128 74H131L130 76H128ZM145 74V75H144ZM176 75V77H174V75ZM187 74V75H186ZM189 74V75H188ZM213 74V75H212ZM222 74V75H221ZM250 74V75H249ZM3 75V76H2ZM18 77H16V76ZM26 75V76H25ZM35 75H37V77L35 76ZM58 75V76H57ZM67 75V76H66ZM72 75V76H71ZM79 75V76H78ZM85 75V76H84ZM86 75H87V77H86ZM99 75H101L100 77H101V79H99ZM120 75H122V76H120ZM133 75V76H132ZM141 76L140 78L138 77V76ZM151 75V76H150ZM169 75V76H168ZM212 75V76H211ZM215 75H217V78H216V76ZM13 76V77H12ZM24 76V77H23ZM47 76V77H46ZM53 76H55V77H53ZM61 76H64V77H62L61 78ZM72 78H70V77ZM107 76H111V78L109 77H107ZM116 76V77H115ZM119 76H120V78H119ZM179 76V77H178ZM183 76H182V78H183ZM215 76V77H214ZM227 76H228V78H227ZM2 77V78H1ZM7 77V78H6ZM25 77H26V79H25ZM37 78V79H34V78ZM50 78V80H54V81H58V82H68V84L70 85V86H72V91L71 92H69V91H67L66 92V94L64 93L63 94V92H65V91H62L61 90V92H59V90L60 89H58V88H56V91H57V95H56V91H55V88H54V86H51V85H47L46 83H45V81L43 82L42 81V78L44 79V78ZM57 77V78H56ZM69 77V78H68ZM90 77V78H89ZM94 79H93V78ZM105 77V78H104ZM112 77H114V78H112ZM122 77H124L125 79H123ZM133 77V78H132ZM164 77V78H165ZM168 77V78H167ZM172 77V78H171ZM174 77V78H173ZM177 77H178V79H177ZM213 77V78H212ZM222 77V78H221ZM231 77V78H230ZM15 78H17L16 80H15ZM22 78V80H20ZM45 78V79H46ZM48 78V79H49ZM52 78H54V79H52ZM65 78H67V80H65ZM76 78H78V79H76ZM82 79V80H80V79ZM87 78V79H86ZM98 78V79H97ZM107 78V79H106ZM116 78V79H115ZM118 78V79H117ZM128 78H130V80H127ZM138 78V79H137ZM156 78V79H155ZM219 78L221 79L220 81H219ZM234 78V79H233ZM12 79H14V80H12ZM39 79V80H38ZM60 79V80H59ZM69 79V80H68ZM74 79V80H73ZM88 79H89V81H90V79H93V80H91L90 82L88 81ZM106 79V80H105ZM110 79H112V80H110ZM148 80V81H146V80ZM155 79V80H154ZM158 79V80H157ZM217 79V80H216ZM1 80H3L2 82H1ZM10 82H9V81ZM27 80H29V81H27ZM32 80V81H31ZM36 80V81H35ZM78 80H80L81 81V83L78 81ZM84 80H85V84L83 85V82H84ZM87 80V81H86ZM96 80H99V81H97L96 82ZM108 80V82H106ZM118 80H119V82H118ZM125 80H126V82H125ZM137 80V82H135ZM139 80V81H138ZM8 81V83H6ZM13 81H15V82H13ZM16 81H18V82H16ZM25 81V82H24ZM39 81L40 82H42L43 83V85H42V83H39ZM73 81V82H72ZM122 81H124V82H122ZM129 81H131V82H129ZM194 81H196V79L194 80ZM231 81V80H230ZM3 82H5L4 84L6 85V87H5V85H3ZM21 82V83H20ZM33 82V83H32ZM38 83V85H42L43 87H45V88H43L41 85L40 86H38L37 85V83ZM86 82H87V84H86ZM92 82V83H91ZM103 82V83H104ZM109 82H110V84H109ZM122 82V83H121ZM158 82V83H157ZM187 82V83H186ZM10 83V84H9ZM14 83H16V84H14ZM18 83H19V85L21 86V89L19 88V85H18ZM28 84V85H34L35 86V90L33 91V90H30V88H26L25 86H24V84ZM70 83H72V84H70ZM76 83V84H75ZM77 83H80V84H78L79 86H77ZM91 83V84H90ZM112 83V84H111ZM130 83H132L133 85H131ZM187 85H186V84ZM195 83H198L197 81L195 82ZM21 84H23V85H21ZM25 84V85H26ZM45 84H46V86H47V90H46V86H45ZM76 85V86H74V85ZM139 86L138 88L139 89H136L137 88V86ZM139 84V85H138ZM156 84H158V85H156ZM184 84V85H183ZM226 84V85H225ZM11 85V88L9 87V90L10 89H14V88H16V90L15 91H11L10 90V92L12 93V94H16V96L15 95H13L12 96V94L9 92V90H8V86H10ZM15 85H17V86H15ZM86 85V86H85ZM89 87H88V86ZM113 85V86H112ZM152 85V86H151ZM185 85H186V87H185ZM218 86V88H216L217 86ZM230 85V86H229ZM13 86V87H12ZM15 86V87H14ZM27 86V85H26ZM81 86V87H80ZM83 86H84V88H83ZM159 86V87H158ZM17 87H18V89H17ZM23 87V88H22ZM29 87V86H28ZM39 88V89H37V88ZM43 88V90L46 92H48V93H45L43 90H42V88ZM50 87V88H49ZM51 87H53V88H51ZM4 88L7 90H5V92H4ZM25 88V89H24ZM78 88H80V89H78ZM87 90H86V89ZM89 88H90V90H89ZM229 90H228V89ZM232 88V89H231ZM20 89V90H19ZM27 89V90H26ZM36 89H37V93L35 92L36 91ZM49 89V90H48ZM50 89H52V90H50ZM58 89V90H57ZM85 89V90H84ZM116 89V90H115ZM157 89V90H156ZM226 89V90H225ZM230 89H231V91H230ZM3 90V91H2ZM33 91V92H30V91ZM38 90H39V92H38ZM76 90V91H75ZM83 90V91H82ZM89 90V91H88ZM26 91V92H25ZM52 91V92H51ZM55 92V95L53 96V94H54V92ZM77 93V94H75V92ZM141 91V92H140ZM159 91V92H158ZM4 92V93H3ZM6 92H8V93H6ZM14 92V93H13ZM30 92V94H28V98L26 97V94L27 93H29ZM83 92H85V93H83ZM87 92V93H86ZM31 93H33V94H31ZM36 93V94H35ZM52 93V94H51ZM74 93V94H73ZM89 93V94H88ZM174 93V92H173ZM224 93V92H223ZM11 94V95H10ZM23 94V95H22ZM38 94V95H37ZM39 94H40V96H42L43 95V97L44 98H49V100L46 102V101H37V97H40L39 96ZM47 94V95H46ZM69 94H72V96H70ZM81 94L84 96H82L81 97ZM157 94H158V96H157ZM230 94V95H229ZM4 97V98H1L2 96ZM24 97V95H25V98L28 100V101H26L22 96ZM51 95H52V97H51ZM58 95H60V97L58 96ZM61 95H62V97L64 96H68V100H65L66 98H64L63 97V99H62V97H61ZM76 95V96H75ZM91 97H90V96ZM143 95V96H142ZM173 95H175L176 97H177V94H173ZM6 96H7V98H6ZM16 98H15V97ZM32 96V97H31ZM57 96V97H56ZM74 96V97H73ZM78 96V97H77ZM229 96V97H228ZM231 96H233V98L235 99L234 101H233V99L231 98ZM11 97V98H10ZM31 97V98H30ZM34 97H36V98H34ZM59 97V98H58ZM72 97V98H71ZM79 97L80 98H82V100L81 99H79ZM85 97H87L86 99H88V100H86L85 99ZM92 97H93V99H92ZM147 97V98H146ZM157 97V98H156ZM160 97V98H159ZM223 97H225V99L223 98ZM226 97H228V98H226ZM15 98V99H14ZM30 98V99H29ZM57 98V99H56ZM70 98V99H69ZM77 98V99H76ZM143 98V99H142ZM156 98V99H155ZM224 100H223V99ZM231 98V99H230ZM7 99V100H6ZM9 99H11V100H9ZM14 99V100H13ZM27 102V104H26V102L24 101V100ZM36 99V100H35ZM52 99V100H51ZM58 99L59 100H61L60 102L64 105L65 103V105H64V107H66L68 110L66 111L65 109L66 108H64L63 106H62V104L58 101ZM76 99V100H75ZM158 99H160L159 101H158ZM161 99H162V103H161ZM215 99L216 100H223V101H215ZM22 100V101H21ZM81 100V102H82V104H81V102L79 103V101ZM90 100V101H89ZM95 101L94 103L92 102V101ZM226 100V101H225ZM11 101L15 104L14 106L12 105V103H11ZM35 101V102H34ZM51 101V102H50ZM53 101V102H52ZM58 101V102H57ZM67 101V102H66ZM74 101V102H73ZM84 101H86L85 103H84ZM146 101H147V103H146ZM150 101V102H149ZM164 101V102H163ZM179 101V100H178ZM184 101V100H183ZM40 102L42 103L41 105H40ZM45 102V103H44ZM54 102H56V103H54ZM64 102V103H63ZM69 102H71V103H69ZM92 103L93 104V106H92V104H88V103ZM185 102H186V104H185ZM221 102H223L222 104H221ZM21 103V104H20ZM30 103H32V104H30ZM50 103V104H49ZM54 103V104H53ZM68 103V104H67ZM160 103V104H159ZM165 103H167V104H165ZM214 103V104H213ZM18 104H19V106H18ZM36 104V105H35ZM47 105V106H45V105ZM56 104H57V106L59 107V110L56 108ZM60 104H61V108H60ZM238 104V105H237ZM12 105V106H11ZM44 107H43V106ZM49 105H52V106H49ZM54 105V106H53ZM69 105V106H68ZM73 105V106H72ZM74 105H76V106H74ZM236 107H235V106ZM17 106V107H16ZM32 108H31V107ZM49 106V107H48ZM68 106V107H67ZM70 106L72 107V108H70ZM85 106H86V108H85ZM89 106V107H88ZM98 107V109H94V107ZM180 106H181V108L183 109V108H185V109H183L184 111V113H188V114H190V113H192V109H193V107L192 106H190V104L187 102V101H184V102H182L181 101V103H180ZM188 106V107H187ZM215 106V107H214ZM217 106V107H216ZM12 107V108H11ZM19 107H22V108H20V111H18L19 110ZM24 107V108H23ZM47 107V108H46ZM51 107V108H50ZM54 107H55V109H54ZM81 107V108H80ZM102 107V108H101ZM168 107V108H167ZM221 107H222V109H221ZM235 107V108H234ZM12 110H11V109ZM14 108V109H13ZM17 110H16V109ZM50 108V110H48ZM64 108V109H63ZM87 108H89V109H87ZM112 108V110H110V109ZM189 108V109H188ZM217 108V109H216ZM220 108V109H219ZM237 108V109H236ZM3 109H5L6 110V112H5V110L3 111ZM23 109V110H22ZM31 109V110H30ZM40 111V113L38 112V114L40 115V118H41V120H40V118H39V116H38V114H37V111L38 110ZM41 109V110H40ZM54 111H53V110ZM62 109V110H61ZM74 109H75V112H74ZM77 109V110H76ZM105 109V110H104ZM188 109V110H187ZM234 109L235 110H238V111H236V113H235V111H234ZM35 110V111H34ZM46 110V111H45ZM48 110V111H47ZM56 110V111H55ZM71 110V111H70ZM82 110H84L83 111V113H82ZM102 112H101V111ZM117 110V111H116ZM170 110V111H169ZM213 110V111H214ZM240 110V111H239ZM15 111H17V112H15ZM30 111H32V113L34 114V115H32L31 116V112ZM59 111V112H58ZM61 111H64V112H61ZM67 113H66V112ZM73 111V112H72ZM77 111V112H76ZM106 111H107V114H105L106 113ZM108 111H109V113H108ZM115 111V112H114ZM12 112V113H11ZM21 114H20V113ZM26 113V115L28 116H26L25 114H22V113ZM41 112H43V113H41ZM46 112H48V113H46ZM50 112H52V113H50ZM68 112H72V113H74V114H70V116L72 117L71 119H70V116L68 115ZM110 112H114L115 114H112V113H110ZM190 112V113H189ZM239 112V113H238ZM45 113V114H44ZM55 113V114H54ZM89 113H91V114H89ZM95 113H100V115L99 114H95ZM117 113V114H116ZM231 113V114H232ZM2 114V115H1ZM57 114V115H56ZM62 114V115H61ZM86 114V115H85ZM88 114V115H87ZM110 115V117H109V115ZM113 116H112V115ZM19 115V116H18ZM36 115H37V117H36ZM74 115H76V116H74ZM80 115V116H79ZM89 115H91V116H89ZM98 115H99V117H98ZM102 115V116H101ZM105 115V116H104ZM24 116H26L24 119H23V117ZM52 116V117H51ZM57 116H59V117H57ZM64 116H65V118H64ZM68 116V117H67ZM82 116V117H81ZM88 116V117H87ZM95 118H97V119H95ZM112 116V117H111ZM229 115H227L226 117H228ZM4 117V118H3ZM22 117V118H21ZM29 117H30V119H29ZM33 117H35V118H37L38 119V121H37V119H36V121H35V118H33ZM48 117V118H47ZM61 117V118H60ZM81 117V118H80ZM86 117V118H85ZM102 117V118H101ZM5 118H7L6 119V121H5ZM11 118V119H10ZM17 118V119H16ZM26 118H28V119H26ZM33 118V119H32ZM51 118H53V119H55V124L57 125L58 124V122H59V124H60V126H62V128L59 126L58 127V125L56 126L54 123H51L52 122V120L53 119H51ZM66 118H68V119H66ZM77 118L79 119V121H84L83 123H81V122H78V120H77ZM83 118V119H82ZM93 120V122H92V120ZM229 118V117H228ZM227 118V119H228ZM3 119H4V121H3ZM43 119V120H42ZM59 119V120H58ZM65 119V120H64ZM76 119V120H75ZM81 119V120H80ZM85 119V120H84ZM90 121H89V120ZM8 120V121H7ZM11 120H12V122H11ZM28 120H30L31 121V123H29L30 121H28ZM40 120V121H39ZM48 120V121H47ZM49 120H50V122H49ZM62 120V121H61ZM64 120V121H63ZM69 120H71L70 122H69ZM99 120H97V121H99ZM33 121V122H32ZM41 121H47L46 123H47V126H46V123L44 122H42L41 123ZM77 121V122H76ZM18 122V123H17ZM36 122H38V123H36ZM61 122H62V124H61ZM69 124H68V123ZM73 122H75L74 123V126H73V124L72 125H70V123H73ZM226 122V124H228V121H225ZM11 123H13L14 124V126H16V127H18L19 126V128L21 129V127H22V129H24V130H22V131H25L24 133H26V136L27 137H25L23 134L24 133H22L21 135H17L16 134V132H14V131H12V130H10V129H12V125L13 124H11ZM21 123V124H20ZM25 123H27V124H25ZM35 125H34V124ZM51 123V124H50ZM79 124V125H77V124ZM81 123V124H80ZM201 123V122H200ZM37 124H39V125H41L42 126V128H41V126H39V125H37ZM43 124H44V126H43ZM85 124V126L86 127H88V126H90V127H88V129L89 128H91L92 129V127H93V129L92 130H87V128L86 127H83V125ZM7 125H10V126H7ZM20 125H21V127H20ZM24 125H26V126H24ZM31 125H32V127L35 129V131H31V130H34V129H30V127H31ZM53 125H55L54 127H50V126H53ZM93 125V126H92ZM203 125V124H202ZM29 126V127H28ZM47 127V129H46V127ZM72 127V130H73V132L74 133H72V135L71 136H68L67 135V130L69 129V128H71ZM77 128H76V127ZM79 126H81V127H79ZM3 127V128H2ZM27 127V128H26ZM36 127H37V129H36ZM38 127H40L39 129H38ZM43 127H44V129H43ZM82 128V129H80L81 130V132H80V130H78L79 128ZM29 128V129H28ZM48 128L50 129V130H53V129H55V130H58L59 131V133L57 132L56 133V131L54 132V131H51V132H53V133H55V135H58V137H56L53 133L51 134L50 133V130H48ZM52 128V129H51ZM74 128V129H73ZM2 129H3V132H1L2 131ZM8 129V130H7ZM83 130H85L86 132H82ZM4 131H5V134L6 135H4V134H2V133H4ZM10 131V132H9ZM12 131V132H11ZM38 131H40V132H38ZM46 131V133H44ZM77 131H79L78 132V134H82L83 133V137H82V135L81 136H79L78 134H77ZM91 131H93L92 133H93V135H90L91 134ZM142 131V132H141ZM14 132V133H13ZM36 132V133H35ZM47 132H48V134H47ZM62 132V133H61ZM94 132H96L97 133V135H96V133H94ZM118 133V135L120 136H118V140H119V142L122 144V145H126L129 141H131L132 139V145H135L134 143H138V141H136L137 139H139L140 138V140L141 141H148V140H146V139H148V138H146V135H144L145 134V132L143 131V130H141V128H139L138 130H137V133H136V135L135 136H137V138L135 137V138H128L126 135L124 136V133L123 132H120V131H117ZM139 132H141V133H139ZM9 133V134H8ZM11 133H13V134H16V135H14L13 136V134H11ZM31 133H33L34 135H36V134H38V135H36V136H33V134H31ZM43 133H44V135H43ZM64 133V134H63ZM75 133H76V135H75ZM87 133V135H85ZM120 133V134H119ZM123 133V134H122ZM139 133V134H138ZM11 134V135H10ZM43 136H42V135ZM46 134H47V137H48V139L50 140V138H53V139H51L50 141H52V142H47V141H49V140H47V141H45L46 139L45 138H47L46 137ZM61 134V135H60ZM96 136H95V135ZM143 134V135H142ZM10 135V136H9ZM31 135L33 136V138L31 137ZM70 137V138H72L71 139V141H69L70 140V138H69V140H68V137ZM84 135H85V138H89V139H87L86 141L83 139H81V138H84ZM88 135H90V136H92V137H90V136H88ZM13 136V137H12ZM21 137V136H24V137H21L20 139H21V144H19L20 143V139L18 138V137ZM30 136V137H29ZM38 136V137H37ZM121 136H122V138H121ZM11 137V138H10ZM15 137V138H14ZM36 137V138H35ZM45 137V138H44ZM50 137V138H49ZM58 138V139H56V138ZM62 137H64V138H62ZM143 137V138H142ZM14 138V139H13ZM17 138V139H16ZM23 138H25V140H23ZM32 140H31V139ZM55 138V139H54ZM62 139V140H60L59 141V139ZM78 138V139H77ZM14 140V142H12L13 140ZM40 139V140H39ZM42 139V140H41ZM45 139V140H44ZM66 139H67V141H66ZM77 139V140H76ZM11 140V141H10ZM19 141V142H17V141ZM26 140H28V141H26ZM31 140V141H30ZM59 143V145H58V143L56 142V141ZM80 141V144H85L84 146L83 145H81V146H83V147H81V148H83V149H80V152H79V141ZM83 141V143H81L82 141ZM101 140V139H100ZM134 140H135V142H134ZM17 142V144H16V142ZM33 141H35L36 142V144H35V142H33ZM40 141V142H39ZM41 141H44L45 143L47 142L48 144H46L45 145V143L44 142H41ZM77 141V142H76ZM123 141V142H122ZM63 143V144H65V145H63V144H61V143ZM66 142H68V143H71V144H68L67 143V145H66ZM74 142V143H73ZM85 142V143H84ZM86 142H87V145H86ZM140 142V141H139ZM25 143V144H24ZM27 143V144H26ZM34 143V144H33ZM40 143V144H39ZM44 143V144H43ZM50 143H51V145H50ZM53 143V144H52ZM89 143V144H88ZM15 144V145H14ZM42 144L44 145V146H42ZM55 144H57V145H55ZM139 144V143H138ZM17 145H19L18 147H17ZM21 145V146H20ZM23 145H26V146H23ZM31 147H30V146ZM48 145V146H47ZM76 145V146H75ZM137 145V144H136ZM38 146V147H37ZM40 146V147H39ZM70 147V148H68V147ZM22 147V148H21ZM45 148V150H44V148ZM51 147V148H52ZM73 149H72V148ZM88 147V148H87ZM18 148V149H17ZM20 148V149H19ZM26 148V149H25ZM28 148V149H27ZM30 148V149H29ZM41 148V149H40ZM51 148H50V150H51ZM55 148V149H54ZM2 149H4V145H3V148H2V144L0 143V152H2L3 150ZM24 149V150H23ZM36 149H37V151H36ZM43 149V150H42ZM48 149V150H47ZM60 149V148H59ZM72 149V150H71ZM40 150V151H39ZM49 150V151H50ZM87 150V151H88ZM107 149H105V151H106ZM72 151V153L74 154H72V153H70V152ZM75 151V152H74ZM86 151V152H87ZM170 151H172V150H170V149H168V151L166 150L165 152L166 153H172V152H170ZM35 152H37V153H35ZM78 153V155L77 154H75V153ZM19 153V154H18ZM23 153V156H21L20 154H22ZM40 153V154H39ZM68 153V154H67ZM24 154H25V156H26V159H25V157H24ZM29 154H30V157H31V159H28L29 158ZM37 154H39V155H37ZM72 154V155H71ZM1 155V154H0ZM16 155V156H17ZM19 156H20V159H19ZM27 156H28V158H27ZM37 156H38V158H37ZM35 157V158H34ZM73 157H75V158H73ZM78 157V158H77ZM21 158H22V160H21ZM25 160H24V159ZM36 159L35 161H33L34 159ZM81 158V159H80ZM80 159V160H79ZM29 160V161H28ZM18 162V163H19ZM33 164H32V163ZM75 162V163H74ZM32 164V165H31ZM34 166H33V168H34ZM241 166H243L244 167V165H241ZM32 168V169H33ZM87 168H89L88 166H87ZM79 170V171H78ZM78 171V172H77ZM81 171V172H80ZM81 173H84L83 174V176H82V174ZM82 176V177H81ZM134 177V178H133ZM133 177H131L130 179L132 180V181H137L138 180V176L136 177V176H133ZM80 181H79V180ZM83 179V180H82ZM134 179V180H133ZM82 185H81V184ZM80 184V185H79ZM178 184L179 183H176L175 184V187H174V189L176 188V187H178ZM82 186V187H81ZM151 186H153V188H152V190L154 189V190H156L157 189V186L156 185H151ZM169 187V188H168ZM167 188L165 187L164 189H163V192L166 190V191H169L170 189H172V187L171 186H168ZM168 189V190H167ZM82 190V191H81ZM86 191V192H85ZM165 191V192H166ZM82 193V194H81ZM85 195H84V194ZM185 195V196H184ZM183 195V199L185 198V199H187V202H193V201H195L196 199H194L195 197H194V195H193V197L190 195H186V194H184ZM189 196V198L190 199H188V198H186V197H188ZM83 197V198H82ZM191 197H192V199H194V200H192L191 199ZM192 200V201H191ZM235 220H236V222H235ZM235 220H233L232 222H231V226H229L230 228H228L227 227V229H228V231L229 232H227V229H225L224 231H222V232H220V234L218 233V238L216 237V239L212 242V244H211V247H210V252L213 254V256H212V254H211V256L213 257H211L212 259H210V263L209 264H243L244 262L246 263V264H264V224H258L259 226H258V228L256 229V225L254 226V224H252V227H251V225H250V227L249 226H247V229H250L249 231L250 232H247L248 234H247V237H249V238H252L253 236V238H258V236L261 234L262 236H259V238H262L260 241H259V248H258V250L256 249V250H253V249H251V248H249L248 250L246 249V248H243V246H246V247H249V246H247V245H245L247 242L246 241H244V242H246V243H242L239 239H241L242 237L240 236L239 237V235L238 236H236L237 234H239V231L241 230V226H239V222H238V220L237 219H235ZM233 222L235 223V225H233ZM238 222V223H237ZM167 222L165 221V225L163 226L162 225V227H165V228H167L168 230H171V228L172 227H167ZM230 225V224H229ZM178 226V225H177ZM174 228H175V230H174ZM179 228H180V226L177 228L176 226H173V228H172V232L171 231H168L167 229H166V231L167 232H171V233H175L174 231H178L179 230ZM254 228V229H253ZM263 229V230H262ZM253 231V232H252ZM259 231H261V232H259ZM257 232V233H256ZM256 233V234H255ZM263 233V234H262ZM223 234V235H222ZM240 235H242V233H241V231H240ZM249 235V236H248ZM252 235V236H251ZM256 235V236H255ZM221 238V239H220ZM223 238V239H222ZM258 238V239H259ZM219 239H220V242H219ZM238 241V242H237ZM215 242V244L217 245H214L213 243ZM218 242V243H217ZM261 242V243H260ZM225 244V245H224ZM238 245V246H237ZM213 246H214V249H213ZM232 246V247H231ZM235 246V247H234ZM53 247V246H52ZM212 248V249H211ZM231 248L233 249V251L231 250ZM224 249H226V250H224ZM229 249V250H228ZM244 249H246V250H244ZM212 250V251H211ZM215 250H216V252H215ZM242 251V255H241V251ZM244 250V251H243ZM252 250V251H251ZM227 251V252H226ZM239 251V252H238ZM248 252V253H247ZM229 253V254H228ZM232 253V254H231ZM243 253H245V254H243ZM251 253V254H250ZM202 254V253H201ZM199 254V253H197L196 255H197V257H196V255H195V260H197L199 257H201L202 255H204V254ZM214 254H216V256H214ZM220 254V255H219ZM225 254V255H224ZM199 255V256H198ZM230 255V256H229ZM232 255V256H231ZM238 255V256H237ZM240 255V256H239ZM248 255H249V257H248ZM142 256V257H141ZM144 255H140V257L141 258H144L143 257ZM218 256V257H217ZM229 256V257H228ZM241 256H242V258H241ZM244 257H246V258H244ZM252 257V258H251ZM234 259V260H233ZM245 259V260H244ZM261 259V260H260ZM214 261V262H213ZM216 261V262H215ZM224 263H223V262ZM255 261V262H254ZM247 262H249V263H247ZM244 263V264H245Z\"/></svg>", "mask_w": 264, "mask_h": 264}]
</instances>
